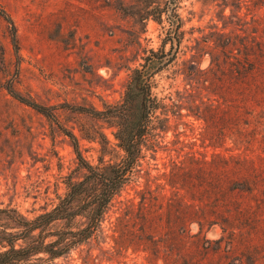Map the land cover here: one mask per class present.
I'll return each instance as SVG.
<instances>
[{
    "label": "rangeland",
    "instance_id": "374dc122",
    "mask_svg": "<svg viewBox=\"0 0 264 264\" xmlns=\"http://www.w3.org/2000/svg\"><path fill=\"white\" fill-rule=\"evenodd\" d=\"M173 8L181 42L176 59L155 75L153 92L179 101L184 117L171 115L164 130H153L158 142L146 152L140 181L114 198L105 232L39 264H264V0H0L14 23L0 13V206L33 217L58 203L70 179H83L86 169L68 133L98 163L102 144L93 135L115 143L116 129L73 107L118 103L132 70L152 50L171 57ZM232 48L252 62L243 61L238 75L226 61ZM9 86L53 106L55 117L15 98ZM212 105L216 114L207 109ZM200 107L204 115H194ZM116 149L114 160L124 153ZM218 153L249 161L226 173L227 188H236L217 224L202 233L197 223L174 224L156 233L162 241L155 253L117 249L114 224L129 202L139 204L142 192L166 201L175 194L167 177L176 164Z\"/></svg>",
    "mask_w": 264,
    "mask_h": 264
},
{
    "label": "trees",
    "instance_id": "16d2710c",
    "mask_svg": "<svg viewBox=\"0 0 264 264\" xmlns=\"http://www.w3.org/2000/svg\"><path fill=\"white\" fill-rule=\"evenodd\" d=\"M173 10L172 15L176 18L170 20L171 57H166L168 53L152 50V54L144 57L141 68L132 70L125 95L118 103L110 104L104 110L73 107L81 113H90L108 121L116 129L115 143L104 133L93 135L92 138L100 139L102 144L98 163L87 160L80 150L78 138L74 133H68L80 164L86 169L83 179H70L67 191L59 196L58 203L33 217L11 204L0 206V264H39V261L54 260L104 233L114 198L132 181H140L146 152L155 148L158 142L154 138L158 133H152L153 130H164L163 124L170 121L171 115L184 117L177 110L179 101H174L171 96L158 97L153 92L155 75L176 59L181 42L180 17L175 8ZM0 13L14 24L7 11L0 10ZM168 14L171 15L169 11ZM13 40L16 42L14 32ZM245 58L246 61L238 57L234 48L229 50L226 61L231 65L233 75L241 73L243 61L252 64L248 57ZM212 64L219 68L221 61L214 59ZM8 89L18 100L48 117H55L53 106L30 100L11 86ZM234 100L229 101L231 106ZM207 109L211 114L217 113L213 105ZM193 114L204 115V111L200 107V111L195 110ZM154 118L157 123L153 125ZM116 147L124 153L114 160L115 154H112L118 152ZM107 154L111 155L109 160H106ZM248 161L247 155L218 153L211 160L193 157L188 162L176 164L167 177L168 184L175 190L173 197L166 201H153L142 192L139 204L129 202L125 217H117L114 224L115 246L118 250L141 246L146 252L155 253L162 241L156 233L169 231L174 224L182 222L189 226L197 223L199 233L206 228L211 229L218 223V213L228 193L236 188L234 185L227 188L226 173L235 172L238 165L241 167Z\"/></svg>",
    "mask_w": 264,
    "mask_h": 264
}]
</instances>
